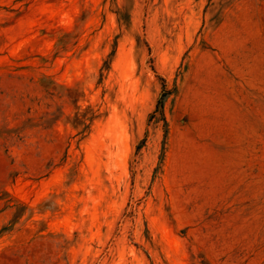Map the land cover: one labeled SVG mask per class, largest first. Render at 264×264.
Masks as SVG:
<instances>
[{"label":"rangeland","instance_id":"374dc122","mask_svg":"<svg viewBox=\"0 0 264 264\" xmlns=\"http://www.w3.org/2000/svg\"><path fill=\"white\" fill-rule=\"evenodd\" d=\"M0 264H264V0H0Z\"/></svg>","mask_w":264,"mask_h":264}]
</instances>
